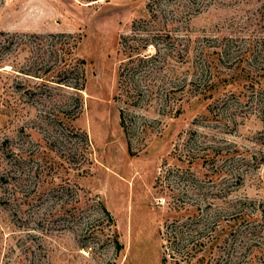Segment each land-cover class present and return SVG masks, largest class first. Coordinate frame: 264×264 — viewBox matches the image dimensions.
Wrapping results in <instances>:
<instances>
[{"label":"rangeland","instance_id":"obj_1","mask_svg":"<svg viewBox=\"0 0 264 264\" xmlns=\"http://www.w3.org/2000/svg\"><path fill=\"white\" fill-rule=\"evenodd\" d=\"M133 30L147 52L166 35V52L187 49L178 72L191 94L117 98L118 43ZM8 34L75 36L86 85L76 115L71 91L20 73L47 58L36 40L0 49V264H162L167 227L187 216L179 196L263 215L264 88L246 73L264 86V0H0V42ZM227 38L236 57L255 45L249 70L227 68L232 56L215 47Z\"/></svg>","mask_w":264,"mask_h":264},{"label":"trees","instance_id":"obj_2","mask_svg":"<svg viewBox=\"0 0 264 264\" xmlns=\"http://www.w3.org/2000/svg\"><path fill=\"white\" fill-rule=\"evenodd\" d=\"M165 37L168 40L167 47L164 45V49L154 48L153 52H147L149 44L143 33L142 36L134 34L119 39L118 45L124 57L118 68L119 93L117 98H123L131 102L130 104L137 105L141 102V98H147V103L152 100L160 101L169 91H187L191 94L190 86L192 87L194 81L191 82V80L186 79V75L190 74L188 69L178 72L185 65L184 59L188 54L187 49H185L184 57L181 50L173 49L166 52V49L173 46L175 40L169 35ZM19 38L36 40L35 43L29 42L34 44V50H37L35 54H38V57H47L46 59H36L29 69H24L20 73L24 76L41 78L47 83H55L58 87L71 91L70 98L75 104L76 115H78L82 109L81 93L86 85L84 68L86 63L76 55L79 39L71 34L30 36L8 34L1 39L4 44L0 46V49L12 50L14 45L27 47L29 43H17ZM157 38H154V40ZM138 39L141 41V45H133L132 42ZM215 47L221 48L228 58L232 56L233 61L227 68L230 69V66L235 65L234 71L239 68L243 71L244 66H247L249 70V61L255 60L251 54L256 48L250 41L247 47L242 49L241 55L237 57V51L239 52L240 49L235 46L234 40L231 38L225 39L222 44ZM246 74L247 77L249 76L252 79L253 83L258 85L257 88H259L260 93H263L261 91L264 86L255 81L258 74L250 76L248 71ZM179 75L185 77L180 79L177 77ZM173 77L181 84L165 87L164 80ZM213 88L214 83L212 81L209 84L207 83L202 91L203 96L206 97L207 93H209L207 96H211ZM256 106L257 112L264 118V96L258 97ZM62 112L64 113V111ZM69 112L71 111H68V114ZM175 112L176 115L179 110L176 109ZM120 124L125 130L126 126L122 111L120 112ZM81 135L85 145L89 146L88 136L85 133H81ZM9 155L10 153H8ZM194 158L192 160L186 158L189 168L193 164ZM18 159H15V164L19 167L21 161ZM2 180L5 181L1 178L0 182ZM198 197L185 196L181 198L179 196L174 200L173 204H176V208L186 212L187 216L181 220H174L167 227L166 245L161 263L264 264V213L260 217H253L250 213L236 208L235 204L221 200V198L219 208H213L212 205H218L214 202L207 203V199Z\"/></svg>","mask_w":264,"mask_h":264}]
</instances>
